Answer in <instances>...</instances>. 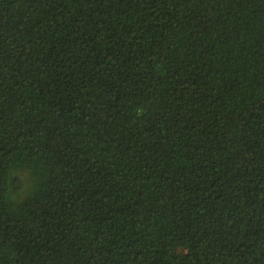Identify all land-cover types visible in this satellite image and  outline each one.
Masks as SVG:
<instances>
[{"label":"trees","instance_id":"16d2710c","mask_svg":"<svg viewBox=\"0 0 264 264\" xmlns=\"http://www.w3.org/2000/svg\"><path fill=\"white\" fill-rule=\"evenodd\" d=\"M0 264H264V0H0Z\"/></svg>","mask_w":264,"mask_h":264}]
</instances>
